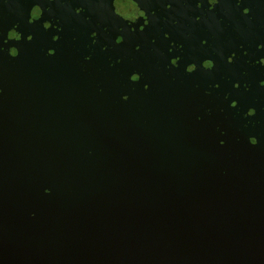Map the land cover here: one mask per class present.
<instances>
[{"label":"water","instance_id":"obj_1","mask_svg":"<svg viewBox=\"0 0 264 264\" xmlns=\"http://www.w3.org/2000/svg\"><path fill=\"white\" fill-rule=\"evenodd\" d=\"M0 264H264V0H0Z\"/></svg>","mask_w":264,"mask_h":264},{"label":"snow or ice","instance_id":"obj_2","mask_svg":"<svg viewBox=\"0 0 264 264\" xmlns=\"http://www.w3.org/2000/svg\"><path fill=\"white\" fill-rule=\"evenodd\" d=\"M110 2H111V0H110ZM195 6L196 7H199V4L196 2ZM37 7H39V6L37 5ZM170 7H171V5H170ZM42 16H43V13H41V16L35 17V19L41 22L42 21ZM146 19H147V16H144L143 23H144V21ZM29 23H31V21H29ZM42 23H43V21H42ZM143 23H135L134 24V27H132V32L135 33V32H137V29H139V33L140 34H143L145 32V29L143 27H141V25H143ZM45 27H51V25H45ZM101 31H107V29L106 28H103V29H101ZM127 36H129V35H125L124 34V29L121 27L120 30H119V33L118 34H115V36H114L113 45L112 46L113 47H117V46L122 47V46H125L127 44V39H126ZM11 38L20 39L19 36H15V37H11ZM29 39H31V37H29ZM150 42L153 43V44L155 43V41L152 40V39H151ZM90 43L95 44L96 41L95 40H90ZM101 43H104V42L101 41ZM134 50H135V52L137 54L140 53V48H138L137 45L135 46ZM242 55L243 56H247L248 53L247 52H242ZM173 63L175 64V61H173ZM187 63H189V62H187ZM231 63H232V61L229 60L228 61V64L231 65ZM208 66L211 67V65H208ZM178 67H181V64ZM187 70L189 72H193L194 73L196 71V64H192V66L189 67ZM133 79L134 80H139L140 78L139 77H133ZM217 87H220V84H217ZM236 87L239 88L240 87V84H237ZM231 107L234 109L236 107V105L235 104H232ZM253 143H255V141H253Z\"/></svg>","mask_w":264,"mask_h":264}]
</instances>
